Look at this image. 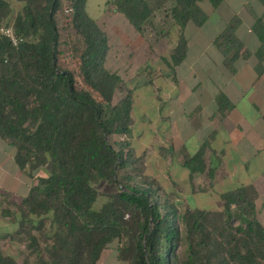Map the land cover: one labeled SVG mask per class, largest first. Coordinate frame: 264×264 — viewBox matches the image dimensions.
Wrapping results in <instances>:
<instances>
[{
    "label": "trees",
    "instance_id": "16d2710c",
    "mask_svg": "<svg viewBox=\"0 0 264 264\" xmlns=\"http://www.w3.org/2000/svg\"><path fill=\"white\" fill-rule=\"evenodd\" d=\"M12 1L0 0V28L13 26L22 40L14 45L0 32V138L15 147V161L32 183L26 197L8 199L2 212L16 227L2 238L26 244L23 264L32 255L40 264H97L114 242L129 264H264V226L252 188L222 193V211L181 213L174 196L146 173L128 138L135 89L107 67L109 38L88 14L87 0H15L23 6L11 22ZM176 2L172 12L182 28L207 19L199 0ZM113 4L140 33L154 13L148 0ZM66 6L75 12L65 15ZM235 26L218 40L228 64L241 48ZM258 26L264 41V26ZM186 48L182 33L174 64ZM118 90L125 95L115 102ZM188 161H202V153ZM100 181L112 185L110 191L100 192ZM101 193L107 200L95 209ZM0 264H20L1 243Z\"/></svg>",
    "mask_w": 264,
    "mask_h": 264
},
{
    "label": "crops",
    "instance_id": "0c3cea01",
    "mask_svg": "<svg viewBox=\"0 0 264 264\" xmlns=\"http://www.w3.org/2000/svg\"><path fill=\"white\" fill-rule=\"evenodd\" d=\"M113 1L106 2L100 16H93L87 0V11L107 32V67L135 89L128 138L137 153L146 156L149 172L167 193L185 198L186 208H224L222 193L252 188L264 226V56H258L264 41L256 30L259 23L264 26V0H199L207 19L200 25L191 20L184 28L173 9L160 23L159 11L170 0H148L154 13L141 33ZM235 21L241 48L234 49L228 64L218 40ZM153 29L157 37L150 39L147 32ZM182 33L186 54L174 64L172 52ZM15 153V147L0 138L3 198L26 197L32 183L18 167ZM200 153L202 161L188 163ZM15 227L4 226L1 236ZM97 264L129 263L119 258L114 242Z\"/></svg>",
    "mask_w": 264,
    "mask_h": 264
},
{
    "label": "rangeland",
    "instance_id": "374dc122",
    "mask_svg": "<svg viewBox=\"0 0 264 264\" xmlns=\"http://www.w3.org/2000/svg\"><path fill=\"white\" fill-rule=\"evenodd\" d=\"M108 1H110V0H90V7H91L90 8V13H91V15L100 16L101 13L104 10V6H105L106 2H108ZM175 1L176 0H170V2H167L164 6H162V9L159 11L160 17L162 16V19L160 20L161 24L163 23V20H164L163 16L165 15V13H167L168 10L173 9L172 7L174 6V4H177V2H175ZM169 4L171 6H169ZM12 5H13V11H12L10 17H9V21H11V22L16 17V14L21 10V8L23 6V3L14 0V1H12ZM160 27H162V26H160ZM148 29H151V27H148ZM153 31H154V29L153 30H149V32H147L150 39H152V38L154 39V38L157 37V35L154 34ZM124 95H125V91L124 90H118L116 92V95H115V102L119 101ZM123 138H126V136L125 137L122 136V138H120L118 136H113L112 140L116 141V140H120V139H123ZM140 156H142L145 159V164H146V162H147L146 156L144 154H142ZM145 166H146V169H145L146 173L148 175H150V176H153L154 174H152L148 170V162H147V164ZM41 173L44 174V171H42ZM45 174H47V171H45ZM125 175H126L125 171H120L119 179L123 180ZM153 177H155L157 179L156 176H153ZM160 185H161V183H160ZM110 186L112 187V185L108 184L106 181H100V183L97 185V187L100 190V192L110 191L109 190L111 188ZM113 188H116V186L113 187ZM22 192H23V190H22ZM174 194L176 196V197L174 196V200L177 201V204H178V206H179V208L181 210V213H183L186 210V206L188 205V201L185 198L184 199H180L178 197L179 193H174ZM106 200H107L106 194L105 193H101L98 196L97 201L95 202V205H94L95 209H99L103 205V203L106 202ZM191 200L193 202H195L194 201V197L190 198V202H191ZM8 204H9L8 203V198L0 197V226H3L0 229H3L4 226H9V225L11 226L12 224H15L14 223L15 222L14 217L11 214H6L5 215L2 212V210L5 207H8ZM205 210H208V209H205ZM222 210H223V207H220L219 209L215 208V209L208 210V211L217 212V211H222ZM11 211L13 212L14 209H11ZM234 223L236 225H238V224H240L242 222L239 221V220L234 219ZM183 225L184 224L182 222L181 223L182 228H184ZM3 230H5V228ZM3 230H0V243H1L2 247H3L4 252L7 253V254H10V255H13L14 257L18 258L19 261H20V264H23V257L27 256L28 253H29V251L26 249V244L25 243H17L15 241H11L10 238H2L1 235L5 233V232H3ZM186 254H187V243L185 242V240H183L182 246L180 248V255L184 259L186 257ZM28 261H29V264H40L39 256H36V255L30 256Z\"/></svg>",
    "mask_w": 264,
    "mask_h": 264
},
{
    "label": "built area",
    "instance_id": "2783aa9c",
    "mask_svg": "<svg viewBox=\"0 0 264 264\" xmlns=\"http://www.w3.org/2000/svg\"><path fill=\"white\" fill-rule=\"evenodd\" d=\"M75 12V9L73 6H66L64 9L65 15H70ZM0 32L3 33L5 36H7L9 39H11L12 43L14 45H18L22 38L18 37L13 26H1Z\"/></svg>",
    "mask_w": 264,
    "mask_h": 264
}]
</instances>
